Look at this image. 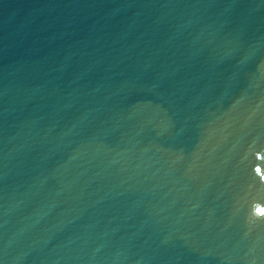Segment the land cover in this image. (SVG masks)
I'll return each instance as SVG.
<instances>
[{"label": "water", "instance_id": "obj_1", "mask_svg": "<svg viewBox=\"0 0 264 264\" xmlns=\"http://www.w3.org/2000/svg\"><path fill=\"white\" fill-rule=\"evenodd\" d=\"M0 264H264V0H0Z\"/></svg>", "mask_w": 264, "mask_h": 264}]
</instances>
